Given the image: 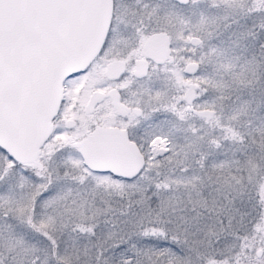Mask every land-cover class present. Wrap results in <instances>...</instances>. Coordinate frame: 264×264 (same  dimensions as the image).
<instances>
[{
  "label": "snow or ice",
  "instance_id": "1",
  "mask_svg": "<svg viewBox=\"0 0 264 264\" xmlns=\"http://www.w3.org/2000/svg\"><path fill=\"white\" fill-rule=\"evenodd\" d=\"M0 264H264V0H0Z\"/></svg>",
  "mask_w": 264,
  "mask_h": 264
}]
</instances>
